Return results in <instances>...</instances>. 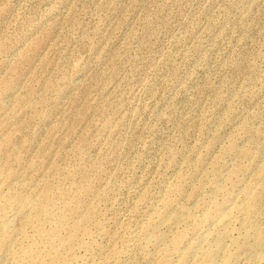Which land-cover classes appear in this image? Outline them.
Segmentation results:
<instances>
[{"label":"rangeland","instance_id":"1","mask_svg":"<svg viewBox=\"0 0 264 264\" xmlns=\"http://www.w3.org/2000/svg\"><path fill=\"white\" fill-rule=\"evenodd\" d=\"M0 264H264V0H0Z\"/></svg>","mask_w":264,"mask_h":264}]
</instances>
